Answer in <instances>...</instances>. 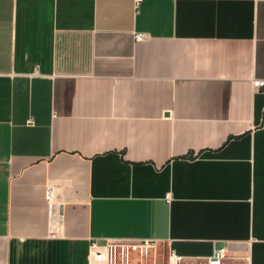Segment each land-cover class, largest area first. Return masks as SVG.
I'll list each match as a JSON object with an SVG mask.
<instances>
[{
  "label": "crops",
  "instance_id": "crops-1",
  "mask_svg": "<svg viewBox=\"0 0 264 264\" xmlns=\"http://www.w3.org/2000/svg\"><path fill=\"white\" fill-rule=\"evenodd\" d=\"M121 238L264 264V0H0V264Z\"/></svg>",
  "mask_w": 264,
  "mask_h": 264
},
{
  "label": "built area",
  "instance_id": "built-area-1",
  "mask_svg": "<svg viewBox=\"0 0 264 264\" xmlns=\"http://www.w3.org/2000/svg\"><path fill=\"white\" fill-rule=\"evenodd\" d=\"M142 0H135L136 9L139 8ZM148 39L147 34H135V41L143 42ZM169 197V196H168ZM48 214L54 216L57 210V203L54 200V192L48 188L45 194ZM164 242L154 239H104L103 242L91 240L89 245V264H146L150 256L156 255L158 248ZM168 264H182L185 257L178 255L174 250L167 252ZM229 259L226 248L216 247L207 264H225ZM156 263V258L154 264Z\"/></svg>",
  "mask_w": 264,
  "mask_h": 264
},
{
  "label": "rangeland",
  "instance_id": "rangeland-1",
  "mask_svg": "<svg viewBox=\"0 0 264 264\" xmlns=\"http://www.w3.org/2000/svg\"><path fill=\"white\" fill-rule=\"evenodd\" d=\"M167 251L164 245H161L154 257V255L150 256V258L147 260L146 264H154L155 258H156V263L155 264H168L167 263ZM182 264H202L200 262H187L185 261ZM227 264V263H226Z\"/></svg>",
  "mask_w": 264,
  "mask_h": 264
}]
</instances>
